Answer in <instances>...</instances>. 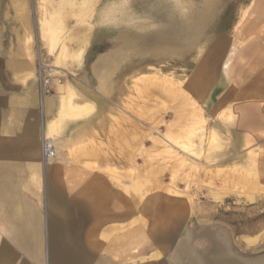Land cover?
I'll return each instance as SVG.
<instances>
[{
	"label": "rangeland",
	"instance_id": "1",
	"mask_svg": "<svg viewBox=\"0 0 264 264\" xmlns=\"http://www.w3.org/2000/svg\"><path fill=\"white\" fill-rule=\"evenodd\" d=\"M9 1L0 0V56L16 50L21 38V55L30 52L39 107L55 96L61 105L59 120L106 114L117 125L111 129L113 137L119 134L121 119L127 127L123 146L117 139L103 153L85 144L69 152L70 162L106 174L116 191L140 200L145 242L153 236L165 238L169 222L175 221L181 230L174 244L156 247L159 260L148 254L151 248L141 255L129 247L124 256L97 249V262L161 264L170 254L172 264H264V185L253 171L264 149L247 147L241 153L240 165L248 166L249 172L207 170L206 152L222 148L209 142L201 110L209 96H221L234 73L236 79L243 74L239 72H248L255 60L258 66L254 50L264 45L258 41L264 35V0H25L23 29ZM203 17L207 24L199 23ZM122 33L131 36L123 40ZM218 84L221 89L212 93L210 87ZM181 111L178 119L175 112ZM44 140L55 151L45 169ZM59 150L53 134L43 135L35 188L41 200L40 263L0 233V245L9 246L15 264H50L46 175ZM99 156H110L111 163L100 168L89 162ZM138 236L132 233L131 242ZM63 237L52 234L51 245L55 238L72 254L90 258L88 250Z\"/></svg>",
	"mask_w": 264,
	"mask_h": 264
},
{
	"label": "crops",
	"instance_id": "2",
	"mask_svg": "<svg viewBox=\"0 0 264 264\" xmlns=\"http://www.w3.org/2000/svg\"><path fill=\"white\" fill-rule=\"evenodd\" d=\"M258 41L263 43L264 35ZM254 51V57L260 59L257 70L248 68L246 73L239 72L243 74L237 76V80L234 73L232 81L226 84L228 87H222L221 96L215 99L209 96L201 106L205 134L218 136L216 142L222 148L206 152L203 162L207 170L249 172L248 166L240 165L241 153L247 147L260 146L264 149V45L257 46ZM28 56L30 52L20 56L16 55V50L0 56V233H6L12 243L34 259L38 258L36 260L40 263L43 230L41 200L35 188L40 175L41 140L49 133L59 140L60 147L58 158L46 175L50 264L53 262L50 241L54 233L71 234L74 247L77 243L79 246L76 248L88 250L95 264H110L105 259L97 262V249H103L109 255L114 250L115 254L120 251L119 255L124 256L129 247H135L141 255H144L145 249L151 248L148 254L156 256L160 253L156 247L174 244L176 233L181 232L175 221L167 225L165 238L153 236L150 243L145 242V215L141 205L137 204L140 200L116 191L106 174L81 169L69 160V152L85 144L92 143L103 153L108 152L117 139L123 146L128 132L122 119L117 131L119 134L113 137L111 129L117 125L108 119L112 116L95 113L59 120L61 105L55 96L45 98L39 107L37 84L32 77L33 68ZM21 63L24 65L19 66ZM15 72L17 75L21 73L16 76ZM249 84L255 87L242 88ZM220 87L218 84L210 88L213 93L215 88ZM239 89L243 97L236 95ZM89 162L104 168L111 163V158L99 156ZM257 163L253 171L257 170L264 185V157ZM132 233L139 235L133 242L130 239ZM8 248L0 245V264H15ZM168 255L161 259V264H172L170 261L173 262L174 258ZM154 258L160 259L158 256Z\"/></svg>",
	"mask_w": 264,
	"mask_h": 264
},
{
	"label": "bare ground",
	"instance_id": "3",
	"mask_svg": "<svg viewBox=\"0 0 264 264\" xmlns=\"http://www.w3.org/2000/svg\"><path fill=\"white\" fill-rule=\"evenodd\" d=\"M5 1V0H4ZM85 1H88V0H85ZM94 1V0H93ZM96 1V0H95ZM9 3H10V6H11V8L13 9V11H14V14H15V18L19 21V23L21 24V26H22V29L25 27V25H26V19H27V17L25 16V15H23V13L25 12L24 10H25V5H26V2H25V0H10L9 1ZM71 3V4H70ZM69 4L70 5H75V4H72V2H70ZM82 4H85V2L83 1V3ZM88 4V3H87ZM91 4V3H90ZM93 5V4H92ZM83 5H81L80 4V7H82ZM74 7H76V6H74ZM87 7L88 6H86V9H85V7H83L85 10H88L87 9ZM90 7V6H89ZM91 8V7H90ZM83 9V10H84ZM82 10V11H83ZM76 11V10H75ZM73 12V13H76V12ZM81 11V12H82ZM72 12V11H71ZM86 12V11H85ZM79 13V12H78ZM84 13V12H83ZM86 13H88V12H86ZM85 13V14H86ZM6 14V13H5ZM4 14V16H6ZM72 14V13H71ZM77 14V13H76ZM75 14V15H76ZM78 15V14H77ZM1 18V17H0ZM207 17H203V18H201L200 20L201 21H199V23L201 22V24L203 23V24H205L206 23V19ZM191 23H194V22H191ZM207 24V23H206ZM204 26V25H203ZM5 27V26H4ZM50 28V27H49ZM17 31H18V29H17ZM15 34H16V32H15ZM17 34H18V32H17ZM131 34V33H130ZM160 34V33H159ZM168 35V38H169V40H171V38L173 39V37H174V34L173 33H171V31H170V33H167ZM133 35V34H132ZM156 35V34H155ZM197 34H195V36H196ZM130 36L131 35H128L127 33H122V34H120L119 35V37H120V39H126V38H130ZM156 36H158V35H156ZM190 36H194V35H190ZM194 36V37H195ZM15 37H16V35H15ZM134 37H136V36H134ZM191 37V38H192ZM141 38V37H140ZM176 38V37H175ZM174 38V39H175ZM178 39H179V37H177ZM18 39V43H17V48H16V55H20L21 56V54H23L24 53V51H23V48H22V44H21V38H17ZM142 39V38H141ZM190 39V38H189ZM188 39V40H189ZM169 40H166L167 42L169 41ZM176 40V39H175ZM196 40V39H195ZM17 41V40H16ZM165 41V42H166ZM173 41V40H172ZM12 42V41H11ZM174 43H176V41H174ZM182 44V43H181ZM184 44V43H183ZM183 44H182V46H183ZM192 44V43H191ZM125 46V44H122L121 45V48H123V49H126V46ZM185 45L186 44H184V46H183V48H185ZM190 45V44H189ZM180 46V45H179ZM193 46V45H192ZM158 47H160V46H158ZM174 47V46H173ZM176 47V46H175ZM181 47V46H180ZM164 48H166L167 49V46H164ZM170 48V47H169ZM182 48V47H181ZM157 49V48H156ZM160 48H158L157 50H159ZM171 50V49H170ZM173 50V49H172ZM136 51V50H135ZM160 52V51H159ZM165 52V51H164ZM171 53V52H170ZM174 53H175V51H174ZM179 53V52H178ZM138 54H140V53H138ZM165 54V53H164ZM169 54V53H168ZM172 54V53H171ZM175 55V54H174ZM158 55H156V57H157ZM177 56V55H176ZM179 56V55H178ZM159 57H161L160 55H159ZM158 57V58H159ZM172 57V56H171ZM157 58V59H158ZM161 59V58H160ZM12 62V61H11ZM17 64H19V61L17 62ZM23 63H21L19 66H21ZM24 65V64H23ZM14 66H15V63H14ZM254 66V67H253ZM252 66V70H253V68H256L257 66H256V64H254ZM4 67V66H3ZM16 67H18V66H16ZM11 70V69H10ZM19 70H20V68H19ZM26 70V69H25ZM13 71V70H12ZM14 72V71H13ZM24 73H25V71H23ZM22 72V74L24 75V73ZM16 73V72H15ZM19 73H21V72H18V75H19ZM253 73V72H252ZM17 75V73H16V76H18ZM22 75V76H23ZM21 77V76H20ZM209 79V78H208ZM206 84H208L207 82H205ZM209 85V84H208ZM208 86H206L204 89H206ZM238 94V93H237ZM226 95V94H225ZM228 95H229V93H228ZM239 96H240V94H239ZM17 99V98H16ZM165 102V101H164ZM172 102V101H171ZM166 103V102H165ZM167 104V103H166ZM165 104V105H166ZM176 113V116L178 117V119H179V116L180 117H182L183 116V112L181 111V112H175ZM157 114V113H156ZM168 127V126H167ZM166 127V128H167ZM170 129V128H169ZM180 129V128H179ZM46 130H48V128L46 129ZM176 130V129H175ZM169 131V130H168ZM173 132V131H172ZM49 134V133H48ZM45 136V135H44ZM217 136V135H216ZM217 138H218V136H217ZM216 137H214L213 136V134H212V136H209V139H211L209 142H211V145H213L212 143H214L215 142V144L217 143L216 142V139H217ZM188 139V138H187ZM204 139V138H203ZM208 139V140H209ZM202 140V139H201ZM218 140H219V138H218ZM208 142V143H209ZM219 142V141H218ZM159 143V142H158ZM186 144H188L187 143V141L185 142ZM219 145V144H218ZM218 145H217V147H218ZM208 146V145H207ZM209 146H210V144H209ZM214 146V145H213ZM212 147V146H211ZM208 148V147H207ZM216 148V147H215ZM48 166V164L46 165V166H43L44 167V169L46 168ZM27 189V188H26ZM20 206V205H19ZM63 235H64V239H66L69 243H71V245L72 246H74L75 244H74V242H73V240L71 239V237H69V235L67 234V233H63ZM33 238H34V240H35V236H33ZM59 241V240H58ZM55 238H53L52 239V258H53V262H52V264H95V263H92V261H91V259L89 258V257H82L83 255H81V253H80V257L78 256V254H76V253H71L70 251H69V249H67V248H65V247H63L62 245H60L59 244V242H58ZM84 249V248H83Z\"/></svg>",
	"mask_w": 264,
	"mask_h": 264
},
{
	"label": "built area",
	"instance_id": "4",
	"mask_svg": "<svg viewBox=\"0 0 264 264\" xmlns=\"http://www.w3.org/2000/svg\"><path fill=\"white\" fill-rule=\"evenodd\" d=\"M42 161H43V165L46 166L47 164L50 163V161H52L55 157V151H54V147L52 146V144L46 140L43 141L42 144Z\"/></svg>",
	"mask_w": 264,
	"mask_h": 264
}]
</instances>
